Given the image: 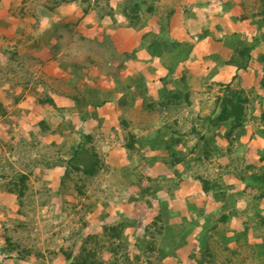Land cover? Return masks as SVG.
Masks as SVG:
<instances>
[{
	"label": "rangeland",
	"instance_id": "rangeland-1",
	"mask_svg": "<svg viewBox=\"0 0 264 264\" xmlns=\"http://www.w3.org/2000/svg\"><path fill=\"white\" fill-rule=\"evenodd\" d=\"M56 1L0 0V264H71L67 254L76 255L86 238V246L96 249L104 264H181L191 243L197 244L194 231L186 236L180 228L188 222V207L192 209L189 214H200V208L205 207L214 213L215 222L226 203L237 201L242 202L237 212L211 233V255L205 249L203 264H264L251 247L261 241L264 231L254 218L264 209V197L254 198L258 189L248 184V175L260 173L264 167V124L260 120L264 110L263 55H256L260 65L255 67V76L249 74V86H243L239 84L242 77L233 79V70L227 73L224 69L230 66V49L221 39L228 29L242 32L228 24L226 13L237 14L241 9L247 14L241 20L248 32L251 36L259 33L253 23L258 15L253 14L264 1L139 0L142 21L138 23L130 22L124 14L126 0ZM218 11L225 12L220 16L228 20L219 23ZM174 15L184 29L177 35L194 47L182 72L179 67L164 81L160 78L162 59L149 54L152 35L146 33L154 32L162 47L166 46L168 37L177 38L171 22ZM205 29L209 34L203 36ZM214 42L221 45L216 47ZM135 48L136 57L128 58L126 52ZM172 54L166 52L164 60L170 61ZM138 73L149 82L147 100L137 89L127 95L120 89ZM183 73L187 77L184 82L180 81ZM230 81L233 86L242 85L250 98L244 131L240 139L235 132L228 136L230 121L224 122L213 129L219 141L215 144L224 153L198 158L199 148L192 151L198 139L192 128L205 130L203 118L213 111L216 97ZM180 82L190 90L191 103L183 98L178 105L160 106L164 89L167 91L165 84L174 87L178 83L180 87ZM75 96L86 99V104H78ZM48 97L55 104L46 102ZM144 97L145 103L156 101L157 108L145 106ZM104 99L108 101L102 103ZM86 113L89 118L83 119L81 115ZM42 119L46 127L40 124ZM173 129L186 134L178 146L187 157L179 164L171 166L168 152L162 148L141 145L147 159L125 148L130 133L153 138ZM79 142H85L101 163L94 175L77 171L69 162ZM257 143L258 154L252 150ZM66 169H70L68 174ZM24 172L29 174L28 189L20 197L8 188H14L10 180ZM198 176L216 179L220 192L204 193ZM224 184L227 189H221ZM139 186L157 195L148 213L146 203L137 199ZM158 211H163L164 232L157 249L151 250L149 236L141 229ZM123 218L128 221L122 234L126 247L115 255L103 223L115 224ZM245 222L251 231L257 229L256 236L252 233L247 242L234 240L226 246L220 232L231 234ZM200 236L196 232V237ZM6 237L31 250V255L22 257L18 250L9 251ZM193 261L188 258L185 264Z\"/></svg>",
	"mask_w": 264,
	"mask_h": 264
},
{
	"label": "trees",
	"instance_id": "trees-1",
	"mask_svg": "<svg viewBox=\"0 0 264 264\" xmlns=\"http://www.w3.org/2000/svg\"><path fill=\"white\" fill-rule=\"evenodd\" d=\"M61 1H75V0H59L56 1L57 4H59ZM264 1V0H263ZM124 14L129 17L130 22L131 20L134 21V23H138L142 21L141 16V10H142V2L139 0H126L124 5L122 6ZM153 8L150 7L149 10H152ZM247 15V14H246ZM245 14L239 17V19L246 18ZM257 16L258 18L255 21L256 28H260V32H256L254 36H251L250 32L246 31H231L229 33H226L225 35H222V40L224 41V44L228 45L229 47V58L227 60V64L230 65V69L227 73H231V70H233V79L240 78V71L247 72L249 71V68L251 66V62L253 59V50L254 48L260 44L261 42H264V3L263 7L259 9L256 13L253 14V16ZM260 15V17H259ZM171 12L168 15V18H170ZM258 26V27H257ZM147 35L151 34L152 38L149 41L147 45V49L149 51V54L153 58H159L162 59V64L164 69L161 70L163 76L160 77L162 80L165 81V77L169 75H173L176 70L180 71L182 69V64L185 62V60L189 57L191 50L193 49L194 45L188 41L184 40L182 41L180 38H169L166 43L167 45L162 47V43L157 38V36L154 34V32L149 31L146 33ZM209 30L205 29L204 35H208ZM202 36V35H201ZM176 50V51H174ZM137 48L134 49L131 53L126 52L128 58H135L136 57ZM166 52H173L172 56L170 57V61H165L164 56ZM166 58V57H165ZM262 63H264V55L262 57ZM182 72V71H181ZM174 78V77H172ZM186 73H183L180 77V81L184 82L186 81ZM131 80V79H130ZM180 82V87H178V83L176 85L170 86L166 85L167 91L164 89V99L159 102L160 106L165 107L170 105L172 102L175 104H180L182 102V99L186 100L188 103L190 102V90L185 89L186 84ZM242 84V81L239 82V84ZM122 92L127 95L130 94L131 91H134V89H137L139 91V94L142 96L146 95L150 96L149 92V82L146 80L145 75L143 73H138V75L135 76L134 79L131 80V82L126 83ZM90 90V89H89ZM136 92V91H135ZM76 101L78 104L81 105V103L86 104V99H79V97L75 96ZM48 103L55 104L54 100L51 97H48L46 99ZM250 98L247 94V91L245 90L242 85L233 86L232 82H228L223 87L222 94L218 95L216 97L215 105L213 108V111L206 115L203 119L207 121V126L205 130H198L195 126L192 128V132L195 133L198 137L197 141L194 144V148L192 151H195L199 148L198 152H201L199 154L198 158H201L202 156H211L214 154H223L224 151L220 147V145L215 144V142H219L217 139V132L213 129H216L220 127L224 122L230 121V129L228 131V136L236 133L237 139H240L242 132L244 131V127L247 120V113H246V105L249 102ZM83 101V102H82ZM108 99H104L102 103H106ZM144 103H145V97H144ZM145 106H147L149 109L155 110L157 108V102L156 101H146ZM95 113V112H94ZM83 119L89 118V114H82L81 115ZM260 120L264 124V110L261 111ZM40 124L43 127H46L47 123L46 120L42 119L40 121ZM210 132V133H209ZM85 136V135H83ZM88 139H90L92 136L86 135ZM186 134L177 131V130H168L165 132L158 133L153 138H137V136L133 133L129 134V139L126 142L125 148L129 149L131 152H137L139 155L147 159V156L143 153L141 150V145L145 146L146 144L149 145V148L154 149H164L166 150L167 157L170 158V165H176L184 160H186V155L180 151V143H183L185 141ZM222 138V137H220ZM85 142H79L76 146L73 147L72 150V156L69 159V162L73 168H75L77 171H83L86 175H94L98 169L101 167V163L93 151H88L85 147ZM144 148V150L147 152L149 150ZM217 151V152H216ZM90 153V155L88 154ZM86 153L89 157H82L81 154ZM264 160V154L261 157ZM75 161V163H74ZM262 171L260 173L252 172L250 175H248V184L252 187H255L258 189V193L254 194V198L261 199L264 197V167H262ZM68 174L70 169H66ZM199 181L202 184V191L206 194H216L220 192V189H218L215 181L213 179H210L206 176H198ZM28 180H29V174L28 173H21L18 175L16 180H10L11 186H14V188L9 187L8 191L11 193H16L21 197L26 193V190L28 189ZM228 185V184H227ZM227 185H220L224 186L221 189H227ZM141 189V194L137 198L139 200H142L146 203V210L148 213L149 208H153V205L155 201H157V195L154 193V191H149L148 188L145 189L142 186H139ZM220 194V193H219ZM214 199H217V195L213 196ZM240 200V199H239ZM187 202V201H186ZM244 202V201H243ZM242 202H236L233 205H227L225 207V211H223L218 217L217 221H213L212 217L214 216V213L212 211L207 210L205 207L200 208L201 213L197 214L194 213L196 216L194 217L193 214H189L192 209L188 207L187 209V216L186 220L188 222H183L180 228L183 229L184 232H186V236L190 235V232H193L194 238L197 240V244L194 242L191 243V250L188 252V255L186 259L192 258L194 261H196L194 264H203V258L207 255H211V233H215L217 231V226L220 222H227L228 219L234 212H237V209L241 206ZM161 205V204H160ZM192 206V205H191ZM198 207V206H197ZM143 218V217H142ZM254 218H258V220L263 224L264 226V214L260 211L256 212V215ZM163 211H158L152 220L150 222L144 223V226L141 229V232L147 233L149 236L148 245L151 250L157 249V244L160 238V236L164 232V224H163ZM193 222L191 224L193 227L189 230L187 229V224ZM247 223L243 225L244 228L240 229L238 231H234L233 233L229 234L228 232H220L222 235V241L228 246L232 243V241H240L245 240L248 241L251 236H256L254 234L255 230L253 229L251 231V227L246 225ZM128 225V221L126 218L121 219V221H117L115 224H107L103 223V232L104 234L108 235L110 237L111 241V248L113 254L118 255L119 249L126 247V243L122 240V234L126 226ZM141 226V225H139ZM154 226L156 228V231L151 230V227ZM138 230H140V227H138ZM196 232L198 235H201L200 237H196ZM253 233V235H252ZM187 238V237H186ZM259 238H261V241L259 243H256L255 245H252L251 247L253 250H256L260 256V260H263L264 262V231L262 234H260ZM191 239V238H190ZM88 238L83 239L82 246L79 250V252L75 255L74 252H69L67 254V258L70 259L71 264H104L102 260L98 258V252L96 249H91L86 246ZM7 242V249L9 251L12 250H18L19 253H21L22 257L31 255V250L27 249L26 247H21L20 244L17 242H14L10 237H6ZM197 245V246H196ZM195 247V248H194ZM206 249V254H205ZM127 256V252H126ZM185 259V260H186ZM179 260V259H178ZM185 260L180 259L181 264H185ZM193 261V262H194ZM111 264H117L116 262H111ZM193 264V263H192Z\"/></svg>",
	"mask_w": 264,
	"mask_h": 264
},
{
	"label": "crops",
	"instance_id": "crops-1",
	"mask_svg": "<svg viewBox=\"0 0 264 264\" xmlns=\"http://www.w3.org/2000/svg\"><path fill=\"white\" fill-rule=\"evenodd\" d=\"M190 2L191 3H195V0H190ZM209 8V7H208ZM237 11H239V8H238V10ZM211 12V11H210ZM219 12V17H218V21H219V23H220V21L221 22H223L224 20H228V19H225L224 17H221L220 15L221 14H223V13H225V12H222V11H218ZM244 12L245 11H243L242 9L236 14V13H234V12H226L227 13V15H228V17H229V19H230V22H228V24L229 25H234V30L236 29V27H239V28H241V30L242 31H246V32H248L249 31V29L248 28H246L247 26H245L244 25V22H243V20H241V21H239V17H241L243 14H244ZM205 14H206V12H205ZM180 18H182V15L180 14ZM177 19V20H176ZM217 19V18H216ZM180 19H178V16L177 15H174V17H173V19H172V29L175 31V34L174 35H176L178 38H180L178 35H177V33H178V31L180 32V30L183 32V30L184 29H182L181 28V26H182V21L180 20V23H177L178 21H179ZM176 23H177V25H176ZM253 23H255L254 21H253ZM225 24H227V23H225ZM236 26V27H235ZM258 27V26H257ZM181 28V29H180ZM256 30H260V28L258 27ZM232 31V29L230 30V29H228V32L227 33H229V32H231ZM249 33V32H248ZM184 38V37H183ZM217 44H220L221 45V43H219V42H214V46H216ZM260 45V46H259ZM217 47V46H216ZM260 54H262V55H264V42H261V44H258L257 46H256V48H254V50H253V59H252V62H251V66H250V68H249V71H247V72H244V71H240V77H242L243 78V81H242V83H243V86H249V83H247V79L249 80V74H252V75H254L255 74V67H257V66H259L260 64V62H258V61H260V59H258V60H256L257 58H256V55H260ZM218 64H215V66H217ZM219 65H221V64H219ZM254 66V67H253ZM211 69V71L213 70L212 68H210ZM224 69H226L227 71L226 72H228L229 71V69H230V66H227L226 68L224 67ZM255 76V75H254ZM259 145H260V143H257V145H256V147H254V149H252L253 151H255V149L257 148L258 149V147H259ZM262 145V144H261ZM259 151H261V150H256L255 151V153L257 152V154H258V152ZM260 153V152H259ZM185 188V187H184ZM261 207L262 208H264V201L262 202V204H261ZM261 212L264 214V209H262L261 210ZM186 214H187V212H185ZM184 214V213H183ZM194 215V214H193ZM196 215H194V217H195ZM233 221V220H232ZM238 226V229L240 228V229H243L244 228V226H243V223H242V227L240 226V225H237ZM188 252V251H187ZM186 253V252H185ZM187 254V253H186ZM186 254H185V256H186Z\"/></svg>",
	"mask_w": 264,
	"mask_h": 264
}]
</instances>
